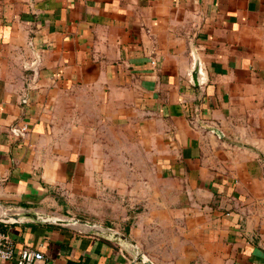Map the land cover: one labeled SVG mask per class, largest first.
<instances>
[{
  "label": "crops",
  "instance_id": "crops-1",
  "mask_svg": "<svg viewBox=\"0 0 264 264\" xmlns=\"http://www.w3.org/2000/svg\"><path fill=\"white\" fill-rule=\"evenodd\" d=\"M2 211L35 264H264V0H0Z\"/></svg>",
  "mask_w": 264,
  "mask_h": 264
},
{
  "label": "rangeland",
  "instance_id": "rangeland-1",
  "mask_svg": "<svg viewBox=\"0 0 264 264\" xmlns=\"http://www.w3.org/2000/svg\"><path fill=\"white\" fill-rule=\"evenodd\" d=\"M98 134H99V140L104 141L105 137L107 139L106 135V129L103 125H99L98 128ZM114 131V140H116V136L119 137V140L123 139V131L122 130H113ZM127 133V132H126ZM128 138L126 140L131 141L130 134H126ZM89 146H83V148ZM96 147L99 156L102 160H99V164L102 167L110 168L115 171L124 172L126 170H129L130 172L138 170L141 168V166H147L148 163H151L146 160H139L138 156L143 153L144 146H139L136 143H118V144H98L97 146H91V148ZM117 179L122 178L119 176ZM131 181L132 179H136L134 177H130ZM113 198L117 197V200L121 203V193L120 192H114L111 193ZM132 195V194H131ZM72 213H77V215H82L84 217H89V209L88 208H79V209H71ZM103 213L105 212V209L101 210ZM106 226V225H103Z\"/></svg>",
  "mask_w": 264,
  "mask_h": 264
},
{
  "label": "built area",
  "instance_id": "built-area-1",
  "mask_svg": "<svg viewBox=\"0 0 264 264\" xmlns=\"http://www.w3.org/2000/svg\"><path fill=\"white\" fill-rule=\"evenodd\" d=\"M28 131L26 125L14 126L11 132L14 136H23ZM44 255L40 251L26 247L17 255L9 236L5 235L0 230V260L8 261L15 260L16 264H35L42 261Z\"/></svg>",
  "mask_w": 264,
  "mask_h": 264
},
{
  "label": "water",
  "instance_id": "water-1",
  "mask_svg": "<svg viewBox=\"0 0 264 264\" xmlns=\"http://www.w3.org/2000/svg\"><path fill=\"white\" fill-rule=\"evenodd\" d=\"M197 71V68H196ZM194 78H196V76L194 75ZM17 219L16 216L13 215H9L6 212L2 211L0 212V221L3 222H13ZM77 222L81 223V224H85L88 225L92 228H97L99 232L103 233V234H116V232L114 230L109 229L107 226H98L93 222H89L86 220H76ZM117 235V234H116ZM124 239H128L127 237H124ZM138 264H153L150 260H146V258L144 256H141L138 259Z\"/></svg>",
  "mask_w": 264,
  "mask_h": 264
}]
</instances>
